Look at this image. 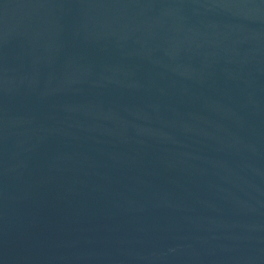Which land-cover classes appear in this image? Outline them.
I'll use <instances>...</instances> for the list:
<instances>
[{
	"label": "water",
	"instance_id": "1",
	"mask_svg": "<svg viewBox=\"0 0 264 264\" xmlns=\"http://www.w3.org/2000/svg\"><path fill=\"white\" fill-rule=\"evenodd\" d=\"M0 264H264V0H0Z\"/></svg>",
	"mask_w": 264,
	"mask_h": 264
}]
</instances>
